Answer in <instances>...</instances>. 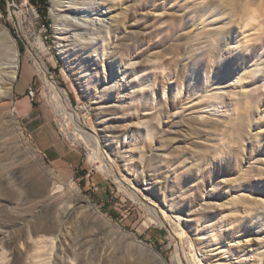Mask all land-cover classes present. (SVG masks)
<instances>
[{
  "label": "rangeland",
  "instance_id": "1",
  "mask_svg": "<svg viewBox=\"0 0 264 264\" xmlns=\"http://www.w3.org/2000/svg\"><path fill=\"white\" fill-rule=\"evenodd\" d=\"M83 1L60 30L49 0V30L30 0L0 11L19 56L0 81V264H39L42 240L48 264H264V0ZM23 67L59 162L18 116ZM43 71L93 141L66 135Z\"/></svg>",
  "mask_w": 264,
  "mask_h": 264
},
{
  "label": "bare ground",
  "instance_id": "2",
  "mask_svg": "<svg viewBox=\"0 0 264 264\" xmlns=\"http://www.w3.org/2000/svg\"><path fill=\"white\" fill-rule=\"evenodd\" d=\"M49 1L51 3L50 17L54 23L53 27L55 30H60V29H62V26H67V24L70 22L72 23L73 22L72 19L79 20L81 18L80 16H76L75 11L77 12L78 10L81 9V7L83 5H85V2L83 0H68V1H71V4H73V7L71 9H73L72 12H74V14L69 13V15L61 14V11H63L62 10L63 2L65 0H49ZM90 4L92 5V10H93V8H94L93 3H90ZM84 19H87V21H96V20L101 21V20H103V18H101V17L99 19H97L96 16H94L93 18H90V16L89 17L84 16ZM93 19H95V20H93ZM74 24H76V25L72 24L74 27L79 28V24H77L76 22H74ZM99 25L101 26V24H99ZM0 45L3 47V49L6 53V58L0 59V81H3L4 78L9 77L11 79L12 84H13L17 79L18 68H19L18 50H17V46H16L14 39H12V37L9 35L8 31L2 26H0ZM42 45H44V44L41 43V46ZM95 45H97L96 41H94L92 43V46H95ZM42 47H44V46H42ZM58 47H61V45H59ZM59 52L61 53L62 51H59ZM62 57L66 59L67 55L64 54ZM38 68H39V70H42L41 66H39ZM46 74L47 73L43 71L42 78H43L44 82L46 84H48V87H49V96L48 97H50V98H48V99L50 100V104H51L54 112L57 113L58 115H60L61 118L63 119L62 126L65 129L66 135L69 134V136H70V134L72 133L71 136L74 137V139L76 138V139H78L80 141H84V142L91 141L93 138L90 135H88L87 133L83 132L79 128V119L77 118V116L68 113V110L70 109L71 103L69 101V98L67 97L66 91L56 87L53 84H51L49 82V78L47 77ZM2 92H3V90L0 89V93H2ZM62 119H61V122H62ZM71 130H72V132H70ZM93 157H94V155H93ZM57 188H56V190H57ZM152 213L154 214V216L158 217L157 212L155 210ZM40 244H41V246H40L39 250H40L41 254H38V256H37V258L41 259L39 264H48L46 261L45 251H46L47 246L49 244L51 245V242L48 240H42V241H40ZM162 261H163L162 259H159V264H164Z\"/></svg>",
  "mask_w": 264,
  "mask_h": 264
},
{
  "label": "crops",
  "instance_id": "3",
  "mask_svg": "<svg viewBox=\"0 0 264 264\" xmlns=\"http://www.w3.org/2000/svg\"><path fill=\"white\" fill-rule=\"evenodd\" d=\"M29 73L26 68H22L19 81L15 85V108L18 116L24 121L26 128L34 135L39 142L41 149L45 155L49 157L53 162H59L64 157V153L61 149V145L57 142L56 137L50 131L47 126V120L43 119L38 125L34 124L37 120V116L34 113V107L29 103V99L25 96L26 90L30 88L28 86Z\"/></svg>",
  "mask_w": 264,
  "mask_h": 264
},
{
  "label": "trees",
  "instance_id": "4",
  "mask_svg": "<svg viewBox=\"0 0 264 264\" xmlns=\"http://www.w3.org/2000/svg\"><path fill=\"white\" fill-rule=\"evenodd\" d=\"M31 4L37 9V12L39 13L43 26L49 30V23L48 20H46L47 17V9L49 7L48 0H30ZM6 8V0H0V11L4 14ZM19 51L22 52V47L19 48ZM77 173H79L77 171Z\"/></svg>",
  "mask_w": 264,
  "mask_h": 264
},
{
  "label": "built area",
  "instance_id": "5",
  "mask_svg": "<svg viewBox=\"0 0 264 264\" xmlns=\"http://www.w3.org/2000/svg\"><path fill=\"white\" fill-rule=\"evenodd\" d=\"M36 91H34L32 88H28L26 91V96L29 99V101H33L35 98Z\"/></svg>",
  "mask_w": 264,
  "mask_h": 264
}]
</instances>
